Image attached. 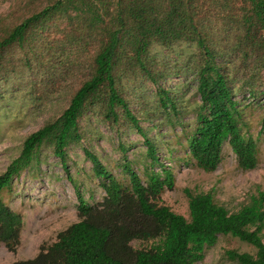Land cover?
<instances>
[{
  "label": "trees",
  "instance_id": "1",
  "mask_svg": "<svg viewBox=\"0 0 264 264\" xmlns=\"http://www.w3.org/2000/svg\"><path fill=\"white\" fill-rule=\"evenodd\" d=\"M14 1L0 27V109L12 92L45 107L74 78L66 107L23 140L0 175V242L14 252L23 225L3 193L12 192L24 171H39L46 156L66 167L69 149L87 140L90 116L117 135L123 127L138 133L146 161L143 181L121 143L125 155L116 167L122 181L86 150L102 201L79 196L80 220L34 259L13 264H197L220 237L255 251H226L230 262L264 264V191L230 211L211 192L186 189L188 218L176 214L158 203L174 177L157 155L160 134L152 136L155 120L167 124L205 173L217 170L225 144L240 170L257 167L264 135V0ZM22 74L29 78L7 93L6 84ZM181 76L193 83L192 104L165 84ZM249 108L263 111L256 138L244 117ZM132 241L144 245L134 249Z\"/></svg>",
  "mask_w": 264,
  "mask_h": 264
},
{
  "label": "rangeland",
  "instance_id": "2",
  "mask_svg": "<svg viewBox=\"0 0 264 264\" xmlns=\"http://www.w3.org/2000/svg\"><path fill=\"white\" fill-rule=\"evenodd\" d=\"M14 3V0H0V21L3 20L0 27L5 23L4 19L9 18ZM27 78H29L27 74L19 75L14 83L6 84L5 91L9 93L14 85ZM73 78L58 88L46 106L40 109L33 106L28 94L12 92V95H7L0 109V175L18 156L23 140L38 130L48 118L58 116L66 107L70 90L73 88L70 87ZM188 80L181 76L168 79L165 84L182 100L192 104L190 96L194 87ZM23 89L24 87H21V90ZM143 94L148 97L149 105L153 106L155 99L149 90H145ZM136 108L133 106V109ZM262 114V110L250 108L244 113L255 138L260 129L259 120ZM190 118L191 116H187L185 120L188 121ZM154 123L159 127L153 130L152 136L160 134L157 138L159 146L157 155L161 164L170 169L174 177L173 188L165 189L160 195L158 201L160 205L167 206L174 213L188 218V201L184 192L186 189L192 193L211 192L215 201L230 211L238 210L252 195L264 191V135L258 140V163L254 170H240L231 148L225 144L222 162L217 170L205 173L186 155L182 146L184 142L180 140L181 143H177L167 124L156 120ZM84 125L88 128L87 140L69 149L66 167L53 156H46L39 171L35 173L24 171L14 179L12 192L3 193L5 204L22 216L23 225L20 245L14 252L9 251L0 242V264L32 260L41 247L47 248L56 242L60 232L80 220L76 209L79 196L91 204L102 201L104 191L99 187L97 178L93 176L92 163L86 156V150L98 157L103 166L123 181L120 168L116 165L123 161L125 154L119 145L124 144L127 148L126 156L133 162L132 168L145 181L143 172L146 161L145 146L138 133L123 127L125 132L117 135L94 116L85 119ZM146 126L148 124L144 122L143 127ZM178 131L176 128L175 133ZM171 150L173 151L170 152ZM136 222L140 225L138 221ZM143 245L139 241L131 242L134 249L142 248ZM229 250L255 253L252 247L237 239L220 237L215 246L205 251L203 260L197 264H234L225 255Z\"/></svg>",
  "mask_w": 264,
  "mask_h": 264
}]
</instances>
